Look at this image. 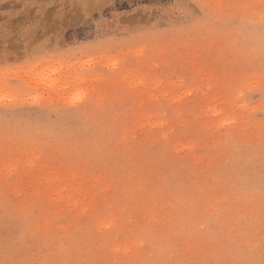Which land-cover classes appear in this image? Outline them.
Wrapping results in <instances>:
<instances>
[{
  "label": "rangeland",
  "instance_id": "1",
  "mask_svg": "<svg viewBox=\"0 0 264 264\" xmlns=\"http://www.w3.org/2000/svg\"><path fill=\"white\" fill-rule=\"evenodd\" d=\"M0 264H264V0H0Z\"/></svg>",
  "mask_w": 264,
  "mask_h": 264
}]
</instances>
